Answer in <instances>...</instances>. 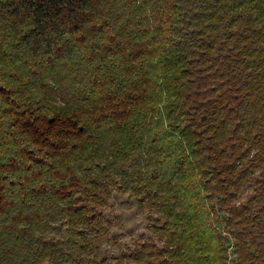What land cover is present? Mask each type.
<instances>
[{
    "label": "trees",
    "instance_id": "1",
    "mask_svg": "<svg viewBox=\"0 0 264 264\" xmlns=\"http://www.w3.org/2000/svg\"><path fill=\"white\" fill-rule=\"evenodd\" d=\"M0 264H264V0H0Z\"/></svg>",
    "mask_w": 264,
    "mask_h": 264
},
{
    "label": "rangeland",
    "instance_id": "2",
    "mask_svg": "<svg viewBox=\"0 0 264 264\" xmlns=\"http://www.w3.org/2000/svg\"><path fill=\"white\" fill-rule=\"evenodd\" d=\"M108 215L113 220V226L108 239L101 242V253L119 252L126 246L133 245L136 240H149V221L144 215L135 213V205L127 202L125 195L113 193L108 205Z\"/></svg>",
    "mask_w": 264,
    "mask_h": 264
}]
</instances>
